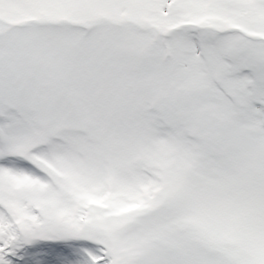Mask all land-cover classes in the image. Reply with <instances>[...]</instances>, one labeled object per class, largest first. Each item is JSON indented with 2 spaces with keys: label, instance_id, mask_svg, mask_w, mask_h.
Wrapping results in <instances>:
<instances>
[{
  "label": "snow or ice",
  "instance_id": "6c2138e0",
  "mask_svg": "<svg viewBox=\"0 0 264 264\" xmlns=\"http://www.w3.org/2000/svg\"><path fill=\"white\" fill-rule=\"evenodd\" d=\"M0 264H264V0H0Z\"/></svg>",
  "mask_w": 264,
  "mask_h": 264
}]
</instances>
